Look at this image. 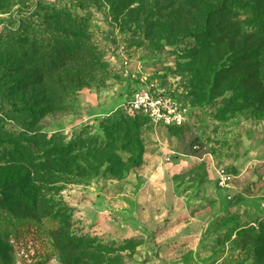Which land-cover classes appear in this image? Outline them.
<instances>
[{
    "label": "rangeland",
    "instance_id": "rangeland-1",
    "mask_svg": "<svg viewBox=\"0 0 264 264\" xmlns=\"http://www.w3.org/2000/svg\"><path fill=\"white\" fill-rule=\"evenodd\" d=\"M131 1L0 0V35L43 45L21 61L0 51V204L42 223L62 220L50 233L56 250L10 238L0 241V264H264V34L248 28L234 54L221 51L218 66L234 63L238 73L197 82L215 60L204 63L183 23L171 37V9L150 17ZM241 1L208 4L236 13L258 6ZM76 20L84 31L67 25ZM61 30L83 37L88 51L70 57L63 43L51 71L44 54ZM257 46L259 56L239 58ZM15 61L22 71L12 72ZM139 66L188 110L183 129L123 109L137 83L127 72ZM25 77L41 83L23 92L37 106L57 95L36 122L15 109L13 83ZM220 169L232 174L230 189L219 188Z\"/></svg>",
    "mask_w": 264,
    "mask_h": 264
},
{
    "label": "trees",
    "instance_id": "trees-1",
    "mask_svg": "<svg viewBox=\"0 0 264 264\" xmlns=\"http://www.w3.org/2000/svg\"><path fill=\"white\" fill-rule=\"evenodd\" d=\"M214 1V0H213ZM238 3L242 4L241 0H235ZM250 5L258 4L257 8L240 11V13H236L235 10L226 9L225 6L223 8H218L217 6L212 5V0H132V3H136L138 5H144L145 10L150 17L161 16L163 13V9H171V37H175L173 31H175V27L179 26L183 23L182 35H184L190 41L192 40L195 46L198 48V52L205 53L204 63L211 62L215 60L214 69L208 70L206 67H202V71L197 72L196 80L197 82H202V78L207 77V79L213 83L219 82L220 80H226L228 75L236 74L239 72V65H235L234 63L230 64V66L226 68H221L218 66V62L222 59L221 51L230 52L229 54H234L233 45L238 36L244 33V31L248 28L252 29V32H255L254 35L264 34V5H259L264 0H252ZM51 2V1H50ZM213 3V2H212ZM134 5V4H132ZM261 9L259 11L258 9ZM65 18V17H64ZM228 19H231L230 24L220 25L219 23L227 22ZM66 20V19H65ZM78 20L73 23H67L68 26L73 29L72 31H84L83 25H78ZM218 22V24H216ZM66 24L63 22L62 25ZM57 24V26H60ZM56 32V31H55ZM56 46L52 47L51 53H45L44 58L47 61L51 62V71L59 68L60 64L63 61H57L55 56L64 57V53L62 52L64 48H62L63 43H67L66 54L71 49L70 57L80 56V54H87L88 48L85 43L82 42L83 37L80 35H68L66 32L57 31ZM74 34H77L76 32ZM163 34H166V31H163ZM62 35H65V39H63ZM69 36V37H68ZM72 37V39H71ZM66 40V41H63ZM29 38H17L16 35L10 34H1L0 35V51L4 48H8V50H13L15 58H19L20 61L24 60L28 56H34L35 54H39L38 49H42V44L37 41H33L31 43ZM74 42V43H73ZM242 42V40H241ZM13 48V49H12ZM243 57L239 58H256L261 54V48L250 47L243 49ZM209 51H212V54H207ZM30 52V54H28ZM85 52V53H84ZM70 53V52H69ZM16 54V55H15ZM50 58V59H48ZM68 58V57H67ZM68 60V59H65ZM47 61L45 63H47ZM17 65V70L15 69L12 72H20L23 70L19 61H15ZM46 65V64H45ZM43 65L41 67L42 70H47L48 67ZM37 80H29L27 77L21 78L20 80L15 81L14 86L12 88L14 94L20 95L21 100L17 101V112L25 113L29 116L32 121H38L42 119L44 116L48 115L53 109V105L56 103L57 95L55 96L53 93V98L46 99L44 101L43 106H37L38 102L33 103L32 100H28L23 92L25 89L30 87V83L35 84ZM40 82H37L36 85H40ZM232 84H236L233 82ZM55 85H53V88ZM54 90V89H53ZM232 90V89H231ZM128 113V112H127ZM132 116H140L145 119L147 123L153 125L151 121L142 114H130ZM185 124L179 127H163L158 126L159 128L164 129H183ZM154 126V125H153ZM69 147H59L58 154L61 155V152L65 149L67 150ZM66 153V152H64ZM63 154V153H62ZM27 201L30 202V197L26 198ZM32 202V201H31ZM11 211L6 210L3 205L0 204V241H8L10 238H24L27 236H32L34 239L40 241H45L49 252L50 250H56L54 245L50 243V233L51 231H55L61 228L62 220L60 216H51L49 218H45V222L42 223L35 218L28 216H15V214H11ZM71 263V262H69Z\"/></svg>",
    "mask_w": 264,
    "mask_h": 264
},
{
    "label": "built area",
    "instance_id": "built-area-1",
    "mask_svg": "<svg viewBox=\"0 0 264 264\" xmlns=\"http://www.w3.org/2000/svg\"><path fill=\"white\" fill-rule=\"evenodd\" d=\"M125 65L129 63L126 61ZM141 66L127 72L136 87L123 109L130 114H142L155 126L179 127L188 120V110L182 105L173 91L159 87L150 77L142 72ZM217 183L221 189H230L232 174L224 169L217 170Z\"/></svg>",
    "mask_w": 264,
    "mask_h": 264
}]
</instances>
